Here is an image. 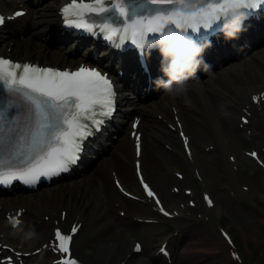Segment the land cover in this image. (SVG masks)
I'll return each instance as SVG.
<instances>
[{"label":"snow or ice","instance_id":"obj_1","mask_svg":"<svg viewBox=\"0 0 264 264\" xmlns=\"http://www.w3.org/2000/svg\"><path fill=\"white\" fill-rule=\"evenodd\" d=\"M148 2L157 6L155 12L143 16L134 14L130 21L123 0H110V3L108 0H93L92 3L72 0L61 11L70 27L89 32L99 29L107 34L108 40H130L138 45L148 34L164 26H174L185 32L199 26L208 29L222 13L254 8L259 0ZM110 8H115L123 18L122 24L113 25L101 18ZM2 23L4 18L0 17ZM113 83L106 73L96 68L81 66L68 71L0 56V184L8 185L18 179L33 186L42 177L51 178L68 171L78 159L81 141L91 134L86 122L92 121L99 127L103 121L97 117L111 115L108 109L113 107L116 95ZM185 143L187 147V141ZM137 148L139 151V145ZM147 194L154 196L152 191ZM11 222L13 225L20 223L15 218ZM76 230L73 226L72 234ZM55 236L60 243L54 250L68 252L66 244L71 242L72 235L62 234L57 227ZM139 248L137 245V251ZM5 259L7 264H13L10 257ZM61 264H75V261L64 259Z\"/></svg>","mask_w":264,"mask_h":264},{"label":"rangeland","instance_id":"obj_2","mask_svg":"<svg viewBox=\"0 0 264 264\" xmlns=\"http://www.w3.org/2000/svg\"><path fill=\"white\" fill-rule=\"evenodd\" d=\"M30 33L32 34V32ZM51 45L54 44L52 43ZM194 125L196 124L194 123ZM195 137L196 139H198L195 140L196 144H198L209 136L207 134L200 136L199 134L195 133ZM247 165L248 168H252V163H248ZM227 170L229 171L228 167ZM214 175L215 174L213 173L212 175L208 176L211 177ZM160 176H158V179L160 178ZM152 177L154 180H157L156 171L152 170ZM219 179H222V182ZM219 179H217L215 184L212 185V189L216 194L217 201L214 203L211 209L208 210L209 213L207 211L205 213L207 216H210L211 220L220 223L225 228L230 227V232L233 231L234 233H236V235L238 236V250L240 251V256L238 258L240 259L231 260L228 256L225 246L217 240L216 234L212 231V229L209 226H206L204 233L201 228L195 229L197 234H195L196 240L194 242L197 243L198 246H194L192 248V251L199 250L200 253H181L179 257H181V259L183 257L184 258L183 263L182 261L180 263L264 264V174L261 173V171H257L254 175L249 176L244 162L240 163V170L235 174V181L231 182L237 188L238 185L250 187V191L247 192H243L240 189L233 188L228 173H225L224 178L220 176ZM222 189H224L225 191L223 192ZM95 193V191L92 192L93 197L95 196ZM194 196L197 201L200 200L199 192L196 191L194 193ZM175 202L179 203V200L176 199ZM199 205H203L201 200L199 202ZM172 206L175 207L174 204H172ZM177 210H180V208L178 207ZM79 212V214H81V217L83 218L84 215L82 213V208L79 210ZM192 220L198 221L202 224H209L207 221L201 220L198 217L193 218ZM148 227L154 229V227L151 225H148ZM81 235H83V233L78 234V236ZM198 235L202 237L204 236V239L202 237H198ZM121 238H123L122 232L116 234L114 237V239L119 240ZM40 242V240L37 241V243H35L34 245L32 244L31 247H34ZM80 244L81 242L77 243L75 246L77 253L80 251V248H78ZM200 247L201 249H199ZM259 250L261 253H263V255H260ZM255 251L258 252L255 256L256 261L252 262ZM88 252L89 255H91V252ZM125 252L126 250L124 249L122 253H120V258ZM109 259V264H117V262L113 260V257H109ZM135 262H138L137 258H135V261L131 259L132 264H135Z\"/></svg>","mask_w":264,"mask_h":264},{"label":"clouds","instance_id":"obj_3","mask_svg":"<svg viewBox=\"0 0 264 264\" xmlns=\"http://www.w3.org/2000/svg\"><path fill=\"white\" fill-rule=\"evenodd\" d=\"M186 2L193 3L195 0ZM245 19L244 11L234 9L222 13L213 23H219V31L226 40L238 39L239 34L246 30L243 23ZM192 31L197 32L198 29L193 28ZM150 34H154L153 39L145 37L135 46L138 49L155 48L161 55L160 71L163 75L154 78L151 83L157 90L163 89V93L170 98H184L185 104L190 103L187 99L189 81L199 79L195 74L201 67L208 69L209 66L203 61V52L211 46V42L198 43L193 36L174 26H164ZM12 235L18 237L23 246L35 241L38 234L34 227L25 229L22 223H18L12 225Z\"/></svg>","mask_w":264,"mask_h":264},{"label":"bare ground","instance_id":"obj_4","mask_svg":"<svg viewBox=\"0 0 264 264\" xmlns=\"http://www.w3.org/2000/svg\"><path fill=\"white\" fill-rule=\"evenodd\" d=\"M14 2L12 1V0H9V1H4V5H5V8H8L9 6H11L12 4H13ZM50 22H55V19L54 18H51V20H50ZM49 25V22L46 24V27ZM44 29V28H43ZM53 42V41H52ZM38 52V54L39 55H41L42 54V50H38L37 51ZM71 60V59H70ZM228 75L230 76L231 75V73H228ZM198 96L200 97V99H201V101L202 102H206L207 101V96L205 95V94H202V93H200V92H198ZM195 127V126H194ZM194 129V128H193ZM153 162V164L154 165H157L154 161H152ZM228 169H229V171H230V166H228ZM231 175H232V173H231ZM124 178L126 179V176H124ZM127 182V181H126ZM167 206H170V204H166ZM188 206V205H187ZM172 207H174V206H172ZM179 208H180V210H178V214L180 213V212H184V209L185 208H183L182 206H178ZM206 207V206H205ZM52 208H54V207H52ZM174 208H176V207H174ZM81 208H79L78 209V217H77V220H81V219H84V217L82 218L81 217V214H79L80 212H79V210H80ZM77 212L76 211H74V207H71V206H69V208L67 209V211H66V215H65V219H63V220H61V218L58 220V223H60V222H62V223H66V221H68L69 222V220L75 215V214H77ZM176 214H177V212L174 214V218L176 217L177 218V216H178V214H177V216H176ZM75 218H73L71 221H73ZM83 226H81L79 229H78V231L76 232V234L73 236V239H72V242H73V247H72V249H73V251H75L76 249H75V246H76V244L77 243H79L80 242V239L82 238L81 236H78V234H81V233H83V235H86V232H84V230H83ZM47 233H44V234H42V236L44 237V238H46V235ZM219 240L221 241V242H223V239L221 238V237H219ZM44 241V240H43ZM103 246H101L100 248H102ZM98 249L97 250V252H96V255L95 256H93V257H90L89 258V260H90V262H92L93 264H101L102 262H103V259H104V257H103V254L100 252L101 251V249ZM81 249V248H80ZM125 248L123 247L122 248V250H120V253H122V251L124 250ZM127 251H128V248H127V250H126V252L124 253V254H122V256H121V258L120 259H123V260H125V262H122V264H127V261H128V259H129V264H132L131 263V259L128 257H126V254H127Z\"/></svg>","mask_w":264,"mask_h":264}]
</instances>
